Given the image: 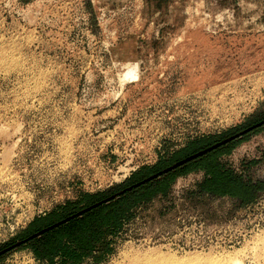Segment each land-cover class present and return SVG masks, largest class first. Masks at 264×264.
<instances>
[{
  "label": "rangeland",
  "instance_id": "rangeland-1",
  "mask_svg": "<svg viewBox=\"0 0 264 264\" xmlns=\"http://www.w3.org/2000/svg\"><path fill=\"white\" fill-rule=\"evenodd\" d=\"M263 113L264 0H0V250L34 217ZM220 163L264 180V131ZM202 177L137 206L97 264H264V193L243 207L198 194ZM0 264L41 263L11 250Z\"/></svg>",
  "mask_w": 264,
  "mask_h": 264
},
{
  "label": "trees",
  "instance_id": "trees-1",
  "mask_svg": "<svg viewBox=\"0 0 264 264\" xmlns=\"http://www.w3.org/2000/svg\"><path fill=\"white\" fill-rule=\"evenodd\" d=\"M264 119V113L250 118L247 123L238 125L219 134L201 137L188 142L185 146L167 158L158 159L153 165L144 166L134 171L122 184L109 191L85 193L74 201H66L59 207L34 217L5 247L23 240L28 236L74 215L44 232L26 240L11 250H28L41 264H83L85 261L100 263L113 252V239L123 228L126 221L133 218L137 206L148 203L157 196H166L168 189L178 177L192 172L203 171V177L197 185L198 194L208 193L214 197L228 196L237 198L240 206H247L257 195L264 193V180L249 181L224 167L220 157L250 137V134L264 131L259 127L249 134L218 147L200 157L192 159L157 178L144 179L173 163L225 138L230 133ZM257 160H253L256 163ZM139 183L137 185H134ZM122 194L111 198L77 214L109 195L124 189ZM4 248V247H3ZM7 251V252H9ZM0 255V259L7 254Z\"/></svg>",
  "mask_w": 264,
  "mask_h": 264
},
{
  "label": "water",
  "instance_id": "water-1",
  "mask_svg": "<svg viewBox=\"0 0 264 264\" xmlns=\"http://www.w3.org/2000/svg\"><path fill=\"white\" fill-rule=\"evenodd\" d=\"M262 124H264V119H263V120H260V121H258V122H256L255 124L251 125L250 127L246 128V129H243V130H241V131H238V132H236V133H234V134H231L230 136H228V137H226V138H223V139H221V140H219V141L213 143L212 145L208 146L207 148H204V149H202V150H200V151H198V152H195V153H193V154H191V155H189V156H187V157H185V158H183V159H181V160H179V161L173 163L172 165H170V166H168V167H166V168H164V169L158 171L157 173H154V174L150 175L149 177H147L146 179H144V181H148V180H150V179L156 178L157 176L161 175L162 173L168 172V171H170V170H172V169H174V168H176V167H178V166H181V165H183L184 163H186V162H188V161H190V160L196 158L197 156H200V155L204 154L205 152H207V151H209V150H211V149H214V148H216V147H218V146H220V145H223V144H225V143L231 141L230 139L235 138V137H237V136H239V135H242V134H244V133H246V132H249L252 128L259 127V126L262 125ZM124 190H125V189H123V190H121V191H119V192H117V193L111 195V196L108 197L107 199H104V200H102V201H99V202L95 203L94 205H91V206H89V207H87V208H85V209H82V210L79 211L77 214H80L81 212H84L85 210L89 209L90 207L95 206V205H97V204H99V203H102V202H104V201H106V200H108V199L114 198L116 195H118V194L124 192ZM73 216H74V215H71L70 217H67L66 219H64V220H62V221H59V222H57V223H55V224H53V225H50V226H48V227H46V228H44V229H41L40 231H38V232H36V233H34V234L28 236L27 238H25V239H23V240H18V241H16L15 243H12L11 245H9V246H7V247L2 248V249L0 250V255H2L3 253H6V252L9 251L10 249H13V248L19 246L20 244H22V243L25 242L26 240H28V239H30V238H32V237H34V236H36V235H38V234L44 232L45 230H47V229H49V228H51V227H53V226H56V225L62 223L63 221H65V220H67V219H69V218H71V217H73Z\"/></svg>",
  "mask_w": 264,
  "mask_h": 264
},
{
  "label": "flooded vegetation",
  "instance_id": "flooded-vegetation-1",
  "mask_svg": "<svg viewBox=\"0 0 264 264\" xmlns=\"http://www.w3.org/2000/svg\"><path fill=\"white\" fill-rule=\"evenodd\" d=\"M257 122H258V121H257ZM255 123H256V122H254V123H252V124H250V125H248V126H245V127L241 128V129H239V130H236V131L230 133V135H231V134H234V133H236V132H238V131H241V130H243V129H246V128L250 127L251 125L255 124ZM262 126H264V124L260 125L259 127H262ZM259 127L252 128L249 132H246V133H244V134H242V135H239V136H237V137H235V138H232V139H230V140H231V141L238 140L239 138H241V137H243V136L249 134L250 132H252L253 130H255V129L259 128ZM230 135H228V136H230ZM228 136H226V137H228ZM226 137H225V138H226ZM231 141H229V142H227V143H225V144H223V145H220V146H218V147H221V146H224V145H228L229 143H231ZM218 147H216V148H214V149H211V150L205 152L204 154H206V153H208V152H211V151L217 149ZM197 152H198V151H197ZM204 154H202V155H204ZM202 155H200V156H202ZM200 156H197V157H200ZM197 157H196V158H197ZM194 159H195V158H194ZM174 169H175V168H174ZM197 172H201L202 175L204 174L203 171H197ZM165 173H166V172H165ZM162 174H163V173H162ZM159 176H160V175H159ZM157 177H158V176H157ZM157 177H156V178H157ZM181 177H183V176H181ZM153 179H155V178H153ZM153 179H150V180H153ZM148 181H149V180H148ZM145 182H146V181H145ZM199 182H200V181H199ZM202 194H205V195H208V196L214 197V196H212V195H210V194H208V193H202ZM163 197H165V196H163ZM151 201H152V200H151Z\"/></svg>",
  "mask_w": 264,
  "mask_h": 264
},
{
  "label": "crops",
  "instance_id": "crops-1",
  "mask_svg": "<svg viewBox=\"0 0 264 264\" xmlns=\"http://www.w3.org/2000/svg\"><path fill=\"white\" fill-rule=\"evenodd\" d=\"M148 177H149V176H148ZM146 178H147V177H146ZM146 178H145V179H146ZM137 184H139V183H136V184H134V185H137ZM128 188H130V187H126V188H124V189L126 190V189H128ZM121 190H123V189H121ZM121 190H119V191H121ZM125 190H124V191H125ZM119 191H117V192H119ZM117 192H115V193H117ZM115 193H113V194H115ZM122 193H123V192H122ZM122 193H120V194H122ZM113 194H111V195H113ZM111 195H109L108 197H110ZM118 195H119V194H118ZM118 195H116L115 197H117ZM108 197H106V198H104V199H107ZM115 197H114V198H115ZM104 199H103V200H104ZM108 200H109V199H108ZM43 229H44V228H43ZM33 234H34V233H33Z\"/></svg>",
  "mask_w": 264,
  "mask_h": 264
},
{
  "label": "bare ground",
  "instance_id": "bare-ground-1",
  "mask_svg": "<svg viewBox=\"0 0 264 264\" xmlns=\"http://www.w3.org/2000/svg\"><path fill=\"white\" fill-rule=\"evenodd\" d=\"M193 257H194V259H196V258H195L196 256H193ZM214 261H215V260H214ZM192 262H194V261L192 260ZM204 264H213V263H211V262H209V261H206ZM225 264H226V263H225ZM233 264H240V262L234 261Z\"/></svg>",
  "mask_w": 264,
  "mask_h": 264
}]
</instances>
